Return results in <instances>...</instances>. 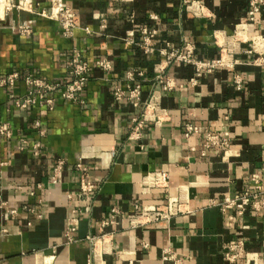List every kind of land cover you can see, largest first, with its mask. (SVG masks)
<instances>
[{
    "label": "crops",
    "instance_id": "0c3cea01",
    "mask_svg": "<svg viewBox=\"0 0 264 264\" xmlns=\"http://www.w3.org/2000/svg\"><path fill=\"white\" fill-rule=\"evenodd\" d=\"M249 2L0 0V124L11 130L0 137V205L6 203L0 206V264H231L225 247L233 240L245 243L235 264H264V209L240 215L218 206L244 194L253 174L264 176V66L257 62L264 58V4L249 22ZM61 7L76 14L74 36H64L56 20ZM146 29L156 32L153 53L143 46ZM187 45L196 59L236 63L192 84L193 66L165 65L160 54ZM75 52L91 68L82 103L56 95L51 111L16 107L27 92L26 77L67 81ZM102 59L111 62L110 70L99 65ZM11 73L20 75L13 88L2 84ZM130 74L142 85L138 106L114 95ZM162 78L172 79L175 88L162 92ZM155 91L162 92V122H149L141 139H131L132 119L142 116ZM187 125L198 133L186 137ZM211 133L227 135L230 146L205 149ZM59 160L63 166L53 184ZM79 164L95 185L91 194L80 193ZM160 172L167 182L147 187L145 179ZM179 196L186 200L183 214L130 225L128 217L143 207ZM113 208L123 216L104 224ZM72 219L70 243L65 233ZM89 235L102 237L94 259ZM166 250L175 261L163 259Z\"/></svg>",
    "mask_w": 264,
    "mask_h": 264
},
{
    "label": "built area",
    "instance_id": "2783aa9c",
    "mask_svg": "<svg viewBox=\"0 0 264 264\" xmlns=\"http://www.w3.org/2000/svg\"><path fill=\"white\" fill-rule=\"evenodd\" d=\"M264 4V0H250L248 9V21L253 22L256 15L261 11ZM197 7V6H196ZM199 8V6H198ZM44 13V12H43ZM45 15V13H44ZM56 20L60 23L61 30L64 36H74L75 30L77 29L76 14L69 7H61L56 15ZM246 24L239 25L240 29L245 30ZM89 32L88 29H86ZM22 34H30L31 30L27 27L20 29ZM143 46L146 52L153 53L155 51L153 38L156 34L155 31L143 30ZM160 54L164 57L165 61L163 64L171 65L174 63H185L193 66L194 76L191 79L192 84L197 83V79L204 73H211L220 68L234 67L236 61H231L227 58L221 57L215 60H199L194 57V48L191 45H187L184 49L170 48L160 50ZM257 62L264 66V58H260ZM99 65L105 69H111V62L108 59H102ZM160 71L163 72L164 68L162 64L159 65ZM91 68L87 61H85L81 54L75 52L70 59L68 65V79L67 81H55L50 82L42 78L30 75L24 79L25 85L27 86V92L23 97L16 99L15 105L20 109H27L29 107H46L48 110H53L56 102V95H59L61 100L70 103H82L81 94L83 93L86 85L90 80ZM20 79L19 73H11L7 75L3 80L2 84L10 88L15 87L16 82ZM133 74L127 78V85L125 87L117 85L114 89V95L117 100L127 98L138 106L142 103V85L134 81ZM163 87L162 92H169L175 88V84L172 79L167 78L161 80ZM238 84L240 81H237ZM161 92V93H162ZM161 93L155 91L151 97L144 103V111L141 117H135L132 119V126L130 132L131 139H141L143 130L149 122H154L157 125L162 122L160 115V99ZM199 129L193 125H187L185 136L189 137L193 133H198ZM44 134V131L41 132ZM11 135L10 127L7 123L0 124V137H9ZM230 138L227 135L220 134H208L204 142V148H219L226 149L230 146ZM41 143H36L34 147V154L40 156ZM63 161L59 160L54 168V175L51 179L53 184L58 182L59 173L62 170ZM77 170L80 175V190L81 195L91 194L95 185L89 180V173L87 167L78 165ZM167 173L160 172L150 175L145 179V185L147 187L160 185L167 182ZM186 200L179 197L169 198L165 205L161 206H146L143 207L138 214L129 216L130 225L133 227L144 226L151 223H157L162 220L171 219L174 216L183 214L185 212ZM2 208L6 206L5 202H1ZM222 211L227 209H236L238 214L242 215L249 208H253L257 211L264 209V176L260 174H253L250 178L249 188L242 195H236L234 197H226L221 203L218 204ZM33 216L36 214L40 217V213L34 207L27 208ZM16 211L12 210L14 214ZM118 216L123 214L117 209H112V218L110 221L104 224L114 223ZM30 226L32 222L28 223ZM76 231L75 219L71 220L70 225L66 228L65 237L68 242L72 243L75 241L74 232ZM4 232L7 231L4 229ZM101 236L89 235L86 237L92 245L93 259L96 258L98 252L97 244L100 241ZM163 259L165 261H175V255L170 250L165 251ZM245 254V243L243 240H233L229 242L225 247V259L235 264ZM92 259V260H93Z\"/></svg>",
    "mask_w": 264,
    "mask_h": 264
}]
</instances>
